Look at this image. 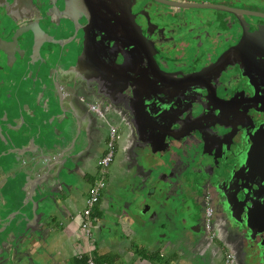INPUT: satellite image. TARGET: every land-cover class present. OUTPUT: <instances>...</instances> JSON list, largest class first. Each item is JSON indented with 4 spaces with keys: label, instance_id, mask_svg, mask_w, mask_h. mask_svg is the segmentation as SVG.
Listing matches in <instances>:
<instances>
[{
    "label": "flooded vegetation",
    "instance_id": "1",
    "mask_svg": "<svg viewBox=\"0 0 264 264\" xmlns=\"http://www.w3.org/2000/svg\"><path fill=\"white\" fill-rule=\"evenodd\" d=\"M45 100L96 173L116 129L105 189L175 199L199 264H264V0H0V141Z\"/></svg>",
    "mask_w": 264,
    "mask_h": 264
},
{
    "label": "crops",
    "instance_id": "2",
    "mask_svg": "<svg viewBox=\"0 0 264 264\" xmlns=\"http://www.w3.org/2000/svg\"><path fill=\"white\" fill-rule=\"evenodd\" d=\"M23 128L22 124L8 127L4 140L9 143L0 141V264H87L90 255L83 238L80 212L84 209L89 187L101 177V172H94L90 159L82 161L76 169L78 177L72 183L75 186L70 189V197L66 196L61 201L55 213V228H42L43 223L48 224L46 213L40 206L37 213L41 216H38L30 198L34 193L33 199L37 202L42 197L36 190L37 186L42 185L43 188L45 185L50 189L58 182L55 177L58 169L65 165L69 151L66 146L73 140L75 130L64 131L50 123V126L42 125L39 136L35 130L30 137L18 138ZM109 175L105 174V181ZM26 178L34 183L33 187L30 181H25ZM25 183L29 185L22 190ZM113 183V190L117 194L118 185ZM144 194L136 193L139 203L135 204L142 208L141 215L147 218L150 211L154 213L151 220L153 226L157 220H164L158 227L162 231L171 232L173 240L160 241L155 235L156 231L146 229L141 222L133 221L126 212V209L136 207L118 200V196L110 199L104 189L100 203L94 210L97 240L92 256L96 262L199 264L202 254L195 251V235H187L181 228L183 224L188 229V225L178 211V202L171 200L172 207L169 203L159 208V212L153 210L155 204L145 210L149 201ZM113 228L118 232H111ZM159 236L164 238V235Z\"/></svg>",
    "mask_w": 264,
    "mask_h": 264
},
{
    "label": "water",
    "instance_id": "3",
    "mask_svg": "<svg viewBox=\"0 0 264 264\" xmlns=\"http://www.w3.org/2000/svg\"><path fill=\"white\" fill-rule=\"evenodd\" d=\"M196 6L207 7V5H196ZM44 109H46L47 111L50 110L47 107H44ZM61 110H62V112H64L66 114L65 110H63V109H61ZM67 112L70 113L71 115H73V112H71V111H67ZM43 117H44V114L39 112V111L37 113L32 112L31 114H29L28 120L25 122V120H24L25 117L22 116V120H23L22 126L24 128L22 131H20L18 133L17 137L18 138L30 137L32 135V133L35 132V130H37L39 132V134H38V136H39L41 131H42L41 130L42 125H45L47 123L46 119L44 120ZM64 118L66 119L67 117H64ZM72 130H74V129H72L70 126V128H65L64 131L71 132ZM79 133L80 132H78L75 139H73L66 146L67 149H69V151H68V155H67L66 160H65V165L61 166L60 169H58L57 176L55 177L58 179V182L55 185H53V188H50V189L45 185H43V188H41L42 185L37 186L36 190L39 191V193H40V195H42V197L36 202L33 199L34 198V193H33V195L30 198V200L35 205V212H36V214H38V216H41L39 213H37V209L40 206L42 207V210L46 213L45 218L48 219V221H47L48 224L43 223L42 228H48V227L55 228V226H53V224L55 223L53 221V218L56 215L55 213L58 212V206L62 200L64 201L66 199L65 198L66 196L68 198L70 197V195H69L71 193L70 189H71V187H73V185L75 186V184L72 185V183L78 177L76 169L78 168V166L81 164L82 161H84L86 158H88L89 152H91L92 144L89 145L90 147L88 146L87 148H85L82 151H80L78 149V145H76V140L79 136ZM4 142L7 144L9 143L8 140H4ZM58 166H60V165H58ZM25 181L29 183L30 180H29V178H26ZM29 184L32 187L34 186V183L31 181ZM29 184H27V185H29ZM27 185L25 183L24 185H22L21 189L23 190L24 187H26ZM150 187L151 186L148 187L149 191H151V193L148 195L150 198V201L145 206V210L150 209L151 205H154V204L158 205L157 203L161 202L157 198H155V201H154V199H152L153 194L156 192V189L153 187H151V189H150ZM35 194H37V193H35ZM145 197H147L146 193H145ZM152 201H153V204L151 203ZM44 235H43V238L45 239L46 232L44 233Z\"/></svg>",
    "mask_w": 264,
    "mask_h": 264
},
{
    "label": "rangeland",
    "instance_id": "4",
    "mask_svg": "<svg viewBox=\"0 0 264 264\" xmlns=\"http://www.w3.org/2000/svg\"><path fill=\"white\" fill-rule=\"evenodd\" d=\"M49 82H47L46 83V85L48 84ZM9 85H12V86H9V88L10 87H12V88H14L15 87V84H11V82H9L8 83ZM31 86H34V83L33 82H31L30 84H28V83H26L25 82V84L23 85V88L26 90H28L29 88H31ZM31 90H33L32 88H31ZM24 95H26V91H25V93H24ZM26 96H28V95H26ZM42 96V94L40 95V97ZM39 97V98H40ZM47 97L48 96H46V99H47ZM24 100H26V99H24ZM48 100H49V98H48ZM48 100L46 101H44L43 102V104H40V107H37V108H34V109H32L31 110V112L29 113V114H31L32 112H35V113H37L38 111L39 112H41V113H43L44 114V117H43V119L45 120V119H47V117L49 118V116L50 115H52V116H55L54 115V113L55 114H58V112L56 111V110H46V109H44V103H47L48 102ZM39 105V104H38ZM31 107H35V105H34V103H33V105H31ZM28 113H25L26 115H28L29 116V114ZM60 129H62V128H60ZM73 129V128H72ZM62 131V130H61ZM74 130H72L71 132H73ZM63 132V131H62ZM120 154H118V156H119ZM117 168L115 167V165H113L112 167H111V169H110V173L112 174L115 170H116ZM114 176V173L112 174V176L111 177H113ZM114 186H115V183H112L111 181H109L108 183H107V187H106V195L110 198V199H113V197L114 198H116V196H118V200H121V201H124V202H126V203H131L132 204V206L133 207H136V209H130V210H128V209H126V212L130 215V217H131V219H133V221H136V222H141L142 224H143V227H145L146 229H150V230H152V231H156L155 232V235L156 236H158L159 238V240L161 241V240H163V239H169V240H173V238H174V235L171 233V232H166V231H162L159 227H158V225L159 224H161V223H163L164 222V220H161V219H159V220H157L156 222H155V224L156 225H152V222H151V220H152V218H153V214L154 213H152L151 211H150V215L149 216H147V218H146V216H144V215H141V213H142V208L141 207H137V205L135 204V203H139L138 202V199H139V197L136 195V193H141L142 192V194H144V193H146V199L148 200V201H150V198H149V194L151 193V191H149V184L147 183H145V186L143 187V188H138L139 187V184L137 185V181L136 182H134L131 186H127L126 185V187L124 188V189H120V188H118V191H117V194L115 193V191L113 190L114 189ZM138 186V187H137ZM151 187H153V185H151ZM151 187H150V189H151ZM145 188V189H144ZM138 189H141V190H138ZM145 195V194H144ZM155 198H157V199H159L161 202V204L160 203H157L158 205V207H156L155 205H154V208H153V210H156V212H159V208H161L162 206H165L166 207V205H169V203H170V201H171V199L169 200V199H167V200H165L164 199V194H160L159 192H155L154 194H153V197H152V199H154V201H155ZM164 199V200H163ZM152 204H153V201L151 202ZM165 203V204H164ZM115 205V204H114ZM136 205V206H135ZM116 206H118L119 208H120V206L118 205V204H116ZM170 206L172 207V204L170 203ZM178 206H179V204H178ZM121 207H125L124 205H121ZM82 210H83V208H82ZM81 210V211H82ZM178 211H179V208H178ZM180 211H181V208H180ZM152 213V214H151ZM204 213H206V209L204 208ZM107 219V218H106ZM178 223L180 224L181 222H180V220H178ZM95 220L93 221V225H92V234H93V241L94 242H92L93 243V246H95L94 244H96V231H95ZM110 226H112V225H110ZM181 228H183L184 230H185V228H186V226H184L183 224L181 225ZM186 230H188V229H186ZM111 232H113V233H117L118 231H116L114 228L111 230ZM164 233V234H163ZM158 234V235H157ZM159 235H164L163 237L164 238H161V236H159ZM83 238H84V234H83ZM84 240H85V238H84ZM84 242H86V244L88 243L86 240L84 241Z\"/></svg>",
    "mask_w": 264,
    "mask_h": 264
},
{
    "label": "built area",
    "instance_id": "5",
    "mask_svg": "<svg viewBox=\"0 0 264 264\" xmlns=\"http://www.w3.org/2000/svg\"><path fill=\"white\" fill-rule=\"evenodd\" d=\"M119 135L115 128H111L109 131V136L106 143L105 153L99 160V166L101 168V177L89 187L87 192V197L85 199L84 209L80 212L81 214V229L84 234L87 243V252L90 255L87 264H98L93 255V234L92 225L94 218V210L101 200L102 191L105 189V174L107 168L114 162L117 153ZM210 210L207 209V217H209ZM232 256L227 254L225 256L224 264H231ZM103 264H107L104 262Z\"/></svg>",
    "mask_w": 264,
    "mask_h": 264
},
{
    "label": "trees",
    "instance_id": "6",
    "mask_svg": "<svg viewBox=\"0 0 264 264\" xmlns=\"http://www.w3.org/2000/svg\"><path fill=\"white\" fill-rule=\"evenodd\" d=\"M95 213V212H94Z\"/></svg>",
    "mask_w": 264,
    "mask_h": 264
}]
</instances>
